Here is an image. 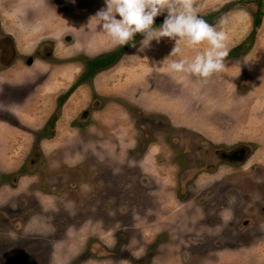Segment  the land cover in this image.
<instances>
[{
	"label": "rangeland",
	"instance_id": "374dc122",
	"mask_svg": "<svg viewBox=\"0 0 264 264\" xmlns=\"http://www.w3.org/2000/svg\"><path fill=\"white\" fill-rule=\"evenodd\" d=\"M47 1L15 0L16 5L9 6L13 0H0V18L10 19L5 28L11 30L20 24L17 20L29 19L33 8L32 17L46 21L56 37L54 55L64 56V64L52 62V67H63L65 91L80 76L82 58L119 46L114 47L90 19L104 7V0H64L70 6L64 10V22L60 11L48 7ZM191 2L193 11L207 16L208 20L202 18L224 34L227 54L223 70L203 82L169 74L166 64L177 58L169 54L175 40L161 37L140 50L141 35L114 65L95 75L91 86L79 85L64 104V116L58 122L56 140H63L67 151L64 169L62 160L53 159L59 165L53 166L52 184L32 179L29 172L16 185L9 175L0 180V264H201L202 246L191 248L195 223L189 184L181 185L185 171L178 175V167L165 157L168 150L160 148L171 147L166 140L172 131L186 129L220 144L250 143L256 150L246 165L264 162V0L261 24L253 37L248 35L253 27L254 0ZM210 13H216L215 19ZM164 15L154 17L155 26ZM25 34L28 40L33 29ZM238 45L241 47L234 49ZM176 46L180 56L191 58L208 45L202 42L188 48L179 40ZM138 77L143 80L131 79ZM126 82L138 90L134 86L128 92L121 89ZM58 85L51 87L55 90ZM91 91L100 99L92 118L80 124L88 125L85 135L89 138H85L74 116L87 107ZM142 93L158 102V108L150 109L154 113L133 102ZM26 113L33 115L29 110L22 114ZM8 132L6 127L0 129L1 135L6 133L0 136V178L18 167L31 141L27 133L19 135L11 129L6 137ZM145 146L149 149L142 157ZM82 148L97 149L106 156L105 160L93 156L87 161L90 175L98 174L101 167L105 185L89 175L84 180L79 171ZM53 157L59 156L54 153ZM63 172L68 175L66 187L62 186ZM108 195L115 196V201ZM203 256L202 264H264V234L246 246L212 250Z\"/></svg>",
	"mask_w": 264,
	"mask_h": 264
},
{
	"label": "flooded vegetation",
	"instance_id": "af4514ba",
	"mask_svg": "<svg viewBox=\"0 0 264 264\" xmlns=\"http://www.w3.org/2000/svg\"><path fill=\"white\" fill-rule=\"evenodd\" d=\"M14 1L7 5H16ZM47 2L48 7L52 6L60 11L64 22V10H68L70 6L64 3V0ZM35 12L36 10L32 8V16ZM32 16L23 23L20 19L17 20V25L19 22L20 24L11 30L5 28L10 19L0 18V122L6 124L3 127L0 125V129L7 128L9 132L6 137L11 134L12 129V133L19 135L22 132L27 133L31 138L27 152L18 167L1 175L0 180L9 175L15 185L24 172L25 174L29 172L32 179L53 182V166L59 165L53 164V159L62 160L60 167L64 169V154L67 148H64L63 140L62 142L61 139L56 140L58 122L64 116V104L79 85L86 83L91 86L95 75L100 71L83 78L82 75L87 68L83 60L85 58H82L84 67L80 76L64 91V76L61 72L64 69L58 67L53 70L52 67V62L64 64V56L54 55L57 49L56 37L54 38L52 28L45 24L44 19ZM28 28L33 29V34L26 40L28 34L25 33ZM61 39L64 41V32L61 34ZM122 55L123 53L120 57ZM53 83L59 84L55 90L51 87ZM91 93L87 107H83L74 116L78 124L77 128L85 138H89L85 135L86 132L89 133L86 130L88 125L80 124L92 118V113L97 110V101L100 99L98 93L94 94L92 91ZM33 106L37 108H35L36 112L32 113ZM28 110L33 115L28 116L26 113L24 116L22 113ZM5 134L0 133V136ZM146 134L147 132L145 137L149 139ZM19 135L17 138H20ZM145 141L147 140H143V143ZM166 142L171 147L169 149L163 147L160 150H168L165 157L178 167V175L185 171L181 185L184 186L186 182L189 184V202L193 208L192 216L195 223L190 235L191 248L198 250L202 246L200 250L203 254L224 248L236 249L250 244L254 237H260L261 233L264 234V162L256 161L257 164L252 162L246 165L256 150L252 144L246 142L220 144L199 132L186 129L172 131V134L167 136ZM0 148L2 149L1 144ZM82 149L84 152L80 153V159L83 164L82 170L79 171L84 180L89 175L92 179H96L94 180L96 183L105 185L106 176H102L104 174L99 169L101 167H98V174L90 175L87 161L93 159V156L98 160H105L106 156L101 155L97 149ZM148 149L149 146H145L142 157H145ZM54 153L59 157H53ZM113 157L112 165L115 166L116 155ZM222 168H226V172L218 176ZM61 175L62 186L66 187L64 182L68 175L64 172ZM109 177L110 181H113L112 176ZM102 197L106 199V195ZM108 198L111 200L113 196L108 195ZM113 199L115 201V196ZM88 215L92 216L90 213ZM202 227L209 230L204 231ZM203 254L199 259L201 264L204 262Z\"/></svg>",
	"mask_w": 264,
	"mask_h": 264
},
{
	"label": "clouds",
	"instance_id": "9594fccd",
	"mask_svg": "<svg viewBox=\"0 0 264 264\" xmlns=\"http://www.w3.org/2000/svg\"><path fill=\"white\" fill-rule=\"evenodd\" d=\"M166 13L160 25H154V17ZM90 19L94 27L99 25L112 45L131 44L135 34H142L139 49L149 46L152 40L161 37L175 40L170 55L177 57L166 64L169 74H182L205 81L224 68V34L209 25L201 15L193 11L191 0H104V7L98 9ZM192 48L207 42L203 51H197L191 58L180 56L176 42Z\"/></svg>",
	"mask_w": 264,
	"mask_h": 264
},
{
	"label": "trees",
	"instance_id": "16d2710c",
	"mask_svg": "<svg viewBox=\"0 0 264 264\" xmlns=\"http://www.w3.org/2000/svg\"><path fill=\"white\" fill-rule=\"evenodd\" d=\"M251 1V0H249ZM253 1V0H252ZM262 1L263 0H254V2L256 3V9L254 11V14H253V27H252V30L251 32L249 33L248 36H254L255 34V31H256V28L261 24V19H262V13H263V10L261 8L262 6ZM216 14V13H214ZM214 14L213 13H210L209 15H213V19H215L214 17ZM208 15V16H209ZM205 20H208L209 18L205 15L202 16ZM161 21H163L162 19H160V23ZM211 23V22H209ZM142 34H135L134 38H133V42L135 40H137ZM132 42V43H133ZM131 44H125L123 46H119L118 48L116 49H113L109 52H105V53H101V54H98L94 57H87L84 60L85 62V65H86V68L87 70L84 72V74L82 75L83 78H86L90 75H94L97 71L103 69V68H106V67H109L110 65H112L113 63H115L120 55L129 47L132 45ZM239 47H241L240 45L234 47V49H238Z\"/></svg>",
	"mask_w": 264,
	"mask_h": 264
},
{
	"label": "crops",
	"instance_id": "0c3cea01",
	"mask_svg": "<svg viewBox=\"0 0 264 264\" xmlns=\"http://www.w3.org/2000/svg\"><path fill=\"white\" fill-rule=\"evenodd\" d=\"M141 75H144V73L142 72L141 73ZM132 80H135V81H142L143 80V78H131ZM100 84H101V82H100ZM132 86H134L137 90H138V88L136 87V85H134L133 83H123L122 84V86H119L121 89H127V92H128V90L132 87ZM143 88L144 89H146L147 90V84H144L143 85ZM128 95H130V96H137V95H131V94H129V93H127ZM141 98H138L137 99V97L134 99V103H136L138 106H141V107H143V108H145V109H147L148 110V113H154L155 111H150V109L151 108H158L157 106H159L155 101H154V97H150V96H147L145 93H142V95L140 96ZM157 105V106H156ZM159 110V109H158Z\"/></svg>",
	"mask_w": 264,
	"mask_h": 264
}]
</instances>
